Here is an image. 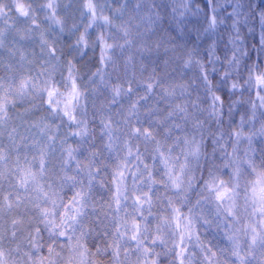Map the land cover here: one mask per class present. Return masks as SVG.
<instances>
[{
	"label": "snow or ice",
	"instance_id": "6c2138e0",
	"mask_svg": "<svg viewBox=\"0 0 264 264\" xmlns=\"http://www.w3.org/2000/svg\"><path fill=\"white\" fill-rule=\"evenodd\" d=\"M215 3L204 0L197 9L208 32L223 22ZM98 8L108 14L101 16ZM140 8V0L135 5L127 0H0V69L5 73L0 75V246L8 237L26 236L29 264H105V257L111 264H264V147L259 153L255 147L256 137H264V86H259L264 77H255V99L241 109L239 123L232 120L229 105L231 125L225 133L217 121L209 143L203 131L187 130L202 124L198 102L181 99L193 95L195 81L168 82L165 69L152 68L138 91L134 81L121 83L119 76L113 80L111 73L98 70L92 91L100 85L110 90L99 104L93 101L98 136L81 109L80 69L57 60L64 53L56 36L67 30L70 19L73 28L76 18L95 25L98 16L111 25L118 14L127 36ZM146 19L154 23L150 13ZM91 40L80 36L82 47ZM96 46L99 62L112 66L113 44L101 34ZM33 67L39 69L36 75ZM58 68L67 73L63 82L55 79ZM200 79H208L207 71ZM37 96L46 105L40 114L35 103L17 106ZM217 102L220 110L225 104L216 96L213 116ZM196 174L201 178L196 203L215 205L223 246L201 238L191 209L184 211ZM105 188L107 199L98 197ZM89 209L112 225L103 233V246L89 247L88 234L96 232L91 221L99 220Z\"/></svg>",
	"mask_w": 264,
	"mask_h": 264
},
{
	"label": "clouds",
	"instance_id": "9594fccd",
	"mask_svg": "<svg viewBox=\"0 0 264 264\" xmlns=\"http://www.w3.org/2000/svg\"><path fill=\"white\" fill-rule=\"evenodd\" d=\"M40 2L46 3V0ZM119 2L123 4L125 0ZM127 2L135 5L137 0H127ZM140 3L141 8L132 21L133 26L127 36L121 30V18L118 14L111 25L104 24L98 16L95 25H92L87 18H76L74 21L76 27L73 28V20L70 19L67 30L56 36L58 51L62 50L64 53L63 59L58 56L57 60L65 65L71 61L74 71L80 69L79 83L84 92L81 97V109L87 110L86 118L89 124L95 125L96 134L99 136L100 120L98 115L93 119L95 113L93 101L99 104L110 94V90L104 85H100L96 93L92 91L93 86L98 82V77L95 75L98 70L111 73L113 80L119 76L121 83L134 81L133 86L137 90H142L139 82L152 68H160L169 73L166 78L168 82L195 81L191 84L193 95L190 98H181L196 100L199 105L197 115L200 116L202 124L200 129L189 126L187 130L190 133L203 131L205 139L211 141L212 131L218 128L217 121L223 124L226 133L232 120L239 123L241 109L248 108L246 102L255 99L258 87L255 77L257 75L264 77V0H216V11L223 20L216 32H208L203 11L197 13V9H202V0H140ZM98 13L101 16L107 15L108 10L98 8ZM149 13L154 23L150 24L147 21L146 15ZM12 15L14 12L10 11L8 16ZM3 23L0 21V24ZM82 33L92 37L88 47L81 45ZM101 34L108 43L113 44V48L109 50V55L114 61L112 66H108L107 62L103 65L99 62L101 49L96 46V42ZM212 45H215V48L212 54L208 55ZM38 71V68H32L33 75ZM204 71H207L208 79L202 81L200 76ZM66 75L63 69L58 68L55 79L63 82ZM213 77L216 78L215 81ZM259 86H264V79ZM246 89L250 90L251 95L245 91ZM61 91L63 92L64 89ZM216 96H221L225 104L220 110L217 102V114L213 116L211 105ZM32 103L38 105V109L34 110L36 114H40L46 108L38 96L17 101V106L23 109ZM160 105L165 106L163 101ZM229 105L232 107L230 114L232 120L226 115L229 112ZM261 111L264 112V109ZM260 119L258 112L257 127L260 126ZM64 130L66 131L67 127ZM256 141L264 145V137H256ZM208 150L211 151V147ZM200 179L196 174L192 184L193 194H190L189 200L185 202L184 211L187 213L191 209L193 227L201 238L209 230H219L223 234L217 227L215 205L210 201L199 205L196 203L197 196L194 193L200 190L197 187ZM88 214L99 216L95 226L96 232L88 234L89 247L95 244L103 246L106 242L103 233L105 230L110 231L112 227L109 218L100 215L99 212L93 214L91 209L88 210ZM45 233L43 235L47 240ZM18 244L19 248H17ZM0 247L3 249L0 264H29L25 253L31 249L26 236L19 241L8 237ZM64 255L66 258L67 254ZM104 259L105 264H111L108 257Z\"/></svg>",
	"mask_w": 264,
	"mask_h": 264
},
{
	"label": "trees",
	"instance_id": "16d2710c",
	"mask_svg": "<svg viewBox=\"0 0 264 264\" xmlns=\"http://www.w3.org/2000/svg\"><path fill=\"white\" fill-rule=\"evenodd\" d=\"M203 2H204V0H202V4H203ZM0 26H4V25L0 24ZM9 39H11V38L9 37ZM9 46H11V45L9 44ZM4 57H5V61H7V53L6 52L4 53ZM4 74L5 73H4L3 69H0V75H4ZM138 91H139V89H138ZM160 106L163 107V105H160ZM93 127H95V125H93ZM97 132H98V129H97ZM209 143H210V141H209ZM255 147L257 149V153H259L260 148L264 147V145H262L259 142H256ZM68 194L70 195L71 193H68ZM107 195L108 194H107L106 188L98 190V197H103L104 199H107ZM96 222H98V220L96 218H93L91 221V224L93 227L96 226ZM203 238L212 239L213 243L219 242L221 246H223L226 243V241L223 238V234L221 232H219V230H209L207 233H205V236ZM93 250H94V248H93Z\"/></svg>",
	"mask_w": 264,
	"mask_h": 264
}]
</instances>
